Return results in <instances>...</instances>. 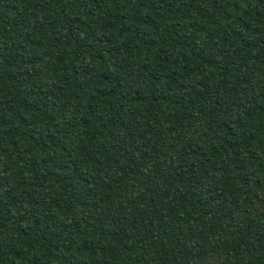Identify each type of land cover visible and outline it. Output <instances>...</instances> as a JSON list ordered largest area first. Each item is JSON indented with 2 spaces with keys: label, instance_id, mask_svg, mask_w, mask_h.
Returning a JSON list of instances; mask_svg holds the SVG:
<instances>
[{
  "label": "trees",
  "instance_id": "obj_1",
  "mask_svg": "<svg viewBox=\"0 0 264 264\" xmlns=\"http://www.w3.org/2000/svg\"><path fill=\"white\" fill-rule=\"evenodd\" d=\"M0 264H264V0H0Z\"/></svg>",
  "mask_w": 264,
  "mask_h": 264
}]
</instances>
